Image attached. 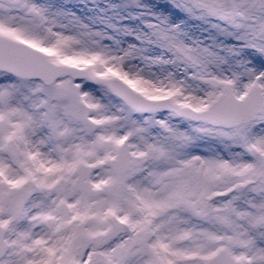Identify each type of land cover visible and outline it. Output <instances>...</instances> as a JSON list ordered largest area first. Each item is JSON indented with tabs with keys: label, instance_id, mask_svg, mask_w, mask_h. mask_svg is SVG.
I'll use <instances>...</instances> for the list:
<instances>
[{
	"label": "snow or ice",
	"instance_id": "1",
	"mask_svg": "<svg viewBox=\"0 0 264 264\" xmlns=\"http://www.w3.org/2000/svg\"><path fill=\"white\" fill-rule=\"evenodd\" d=\"M0 264H264V0H0Z\"/></svg>",
	"mask_w": 264,
	"mask_h": 264
}]
</instances>
